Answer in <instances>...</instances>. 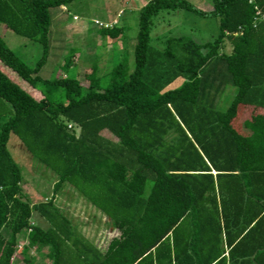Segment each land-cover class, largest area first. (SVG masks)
Returning <instances> with one entry per match:
<instances>
[{
  "label": "trees",
  "instance_id": "1",
  "mask_svg": "<svg viewBox=\"0 0 264 264\" xmlns=\"http://www.w3.org/2000/svg\"><path fill=\"white\" fill-rule=\"evenodd\" d=\"M76 1L0 0V25L43 50L31 69L0 35V264H13L23 242L28 264L33 250L50 264H264V0H211L208 11L149 0L132 72L123 59L107 83L97 63L85 81L44 80L52 11ZM164 12L217 18L219 34L206 44L172 37L158 50L152 31ZM124 32L99 29L112 41ZM12 135L56 175L55 195L73 188L118 236L95 245L54 199L33 204Z\"/></svg>",
  "mask_w": 264,
  "mask_h": 264
},
{
  "label": "rangeland",
  "instance_id": "2",
  "mask_svg": "<svg viewBox=\"0 0 264 264\" xmlns=\"http://www.w3.org/2000/svg\"><path fill=\"white\" fill-rule=\"evenodd\" d=\"M187 1L205 10V3H201L200 0ZM206 2L210 5L213 4L210 0H206ZM140 5L131 6L133 9L129 7L127 9L123 0H78L67 9H63L65 12L60 9L53 10L50 57L42 69L40 77L52 81L67 76L70 79L85 81V73L97 63L101 69V75L105 76L107 83L108 74L123 59L127 60L128 68L132 72L134 48L139 32ZM120 10H124V15L123 13L120 14L114 22L117 23V27L125 26L123 36L117 43L110 39H102L99 35L100 28L95 24V21L104 22L103 24L113 22V18L116 17L115 13L118 14ZM57 13L60 15H56ZM154 24L152 46L158 50H164L165 41L172 37L187 36L199 44H206L213 42L219 34V20L217 18H203L187 12H164L154 20ZM2 27L0 25V35H3L9 49L31 69H35L43 56L42 47L17 36L4 27L2 30ZM121 43L122 45L124 43L122 50H120ZM227 47L226 52L230 53L232 49L229 45ZM117 49L118 51H116ZM113 51L117 53H113ZM77 53L79 54L78 63L72 69L65 71L62 68L65 59L73 54L77 55ZM179 86L180 82H177L171 89ZM235 94L236 90L234 89L226 91L218 103L220 112L227 110ZM57 96L58 102H66L64 91L60 90ZM8 147L23 170V192L32 200L33 204L54 199L55 205L72 220L78 232L87 241L95 245H101L100 240L102 238H106L107 244L110 237L118 236L117 232L111 228L108 220L80 198L73 188L65 186L62 192L55 195L56 175L33 160L23 150L16 136L12 135ZM151 187L152 183L149 182L147 193L150 192ZM34 220L35 223L39 222L42 227L47 228V224L38 215H35ZM25 245V242L20 244L18 248L20 254L13 264H28L27 257L22 253ZM29 259L32 264L51 263L46 251L39 253L33 250Z\"/></svg>",
  "mask_w": 264,
  "mask_h": 264
},
{
  "label": "crops",
  "instance_id": "3",
  "mask_svg": "<svg viewBox=\"0 0 264 264\" xmlns=\"http://www.w3.org/2000/svg\"><path fill=\"white\" fill-rule=\"evenodd\" d=\"M149 0H123V2L126 4V6H127V9H128V7L130 8V9H133V8H131V6H136V5H138V4H141L140 5V7H141V9L147 4V2H148ZM201 1V3H205V10L204 11H208V10H210V9H212L213 8V4H209L208 2H206V0H200ZM211 1V0H210ZM140 2V3H139ZM212 2V1H211ZM129 5V6H128ZM200 8V7H199ZM65 9H67V8H65ZM141 9H140V12H141ZM63 12H65L63 9H61ZM203 10V9H202ZM67 11V10H66ZM126 11V10H125ZM123 13V15H124V10H120L119 11V13L118 14H116L115 13V15H116V17H114L113 18V21L114 20H117L116 18L117 17H119L120 16V14H122ZM56 15H60V14H56ZM123 17V16H122ZM101 22V21H100ZM104 23V22H103ZM108 23H112V21L111 22H105V24H108ZM118 23H119V21H118ZM124 23H126V22H124ZM127 26V25H126ZM117 27V26H116ZM118 28H123L124 30L126 29L125 28V26L124 25H122L121 27H118ZM2 30H4V28L2 27ZM2 37H3V35H2ZM117 41L118 40H116V43H117ZM123 45H124V43H123ZM123 45H122V43H121V45H120V50H122L124 47H123ZM116 51H118V49L116 50ZM113 53H117V52H114L113 51ZM34 254H35V252H33ZM228 255V253L226 254V256Z\"/></svg>",
  "mask_w": 264,
  "mask_h": 264
},
{
  "label": "built area",
  "instance_id": "4",
  "mask_svg": "<svg viewBox=\"0 0 264 264\" xmlns=\"http://www.w3.org/2000/svg\"><path fill=\"white\" fill-rule=\"evenodd\" d=\"M249 3L250 4H254L255 3V0H249ZM95 24L97 26H99V28H105V29H112V28L116 27V25H117V23L114 22V21L112 23H108V24H103V23H100L99 21H95Z\"/></svg>",
  "mask_w": 264,
  "mask_h": 264
}]
</instances>
